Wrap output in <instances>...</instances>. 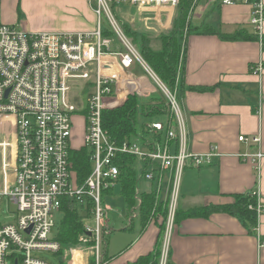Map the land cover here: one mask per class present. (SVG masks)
<instances>
[{
  "label": "built area",
  "instance_id": "obj_1",
  "mask_svg": "<svg viewBox=\"0 0 264 264\" xmlns=\"http://www.w3.org/2000/svg\"><path fill=\"white\" fill-rule=\"evenodd\" d=\"M182 1L93 0L97 21L90 31H30L5 23L0 14V124L4 126L0 127V204L4 199L17 209L12 220L0 224V264H6L8 259L13 264H48L32 252L62 251V244L51 232L66 197L76 200L83 227L75 247H66L70 258L74 250H80L82 264H106L105 237L113 229L108 219L111 208L105 199L119 183L120 161L124 156H133L141 163L142 178L156 180L157 197L163 174H170L164 234L167 240L161 245L158 264L168 263L167 241L174 222L182 172L186 166L209 165L220 154L216 148L205 153L186 150V132L176 93L141 57L123 32L117 14L124 8L128 17L159 36L173 30L174 21L181 16ZM187 1L184 36L192 24L196 6L202 1L203 10L249 6L248 23L255 36L263 41L264 0ZM105 30L111 34H105ZM135 62L161 89L170 118L166 123L149 122L139 139L132 137L118 143L111 140L103 128L102 113L121 105L122 93H127L126 84L131 81L127 69ZM250 70L260 73L264 63H254ZM71 84L91 88L82 110L83 145L89 149L91 168L81 184L70 157L73 117L78 112L68 98ZM238 140L259 142L260 138L240 135ZM174 141L177 148L173 152L170 145ZM261 156L260 152L252 155L253 160ZM257 195L256 191L258 217L264 214V200L260 201ZM141 203L136 190L134 203L124 218L126 227L140 216ZM82 245L83 249L78 248ZM262 246L259 239V247Z\"/></svg>",
  "mask_w": 264,
  "mask_h": 264
},
{
  "label": "crops",
  "instance_id": "obj_2",
  "mask_svg": "<svg viewBox=\"0 0 264 264\" xmlns=\"http://www.w3.org/2000/svg\"><path fill=\"white\" fill-rule=\"evenodd\" d=\"M94 8L93 0H0L2 20L30 31L93 30L97 21ZM216 10L219 24L211 22V25L221 32L232 33L244 29L255 35L253 27L248 23L251 13L249 6L215 7L204 12L212 17ZM117 17L119 21L122 18L127 23L136 24L138 29L147 31L140 23L128 17L124 8L119 10ZM202 24L206 23L199 25ZM149 34L154 41L153 46L158 36L152 32ZM185 39L178 72L183 86L177 97L186 132L185 147L194 153H205L216 148L220 155L209 165L184 168L176 209L228 203L233 201V195L252 190L258 192L260 201L264 200V70L260 73L250 70L252 64L264 63L262 41L258 38L230 41L212 34L192 32ZM157 45L153 47L158 48L159 41ZM141 69L144 70L137 62L127 69L131 79L129 83L134 85V89H126L127 93H122L124 96L121 104L130 93L145 98L144 102L153 96L138 78ZM203 87L210 89H199ZM119 92L122 90L119 89ZM154 116L163 118V121H155L166 123L170 118V110ZM240 135L246 138L259 136L260 140L242 142L238 140ZM170 146L174 152L177 141ZM258 152L262 156L253 160L252 155ZM169 177L168 172L163 174V180L167 182L165 195L162 200L159 197L167 204L170 198ZM116 186L118 191L114 192ZM149 192L152 190H138L140 196ZM117 193L124 202L121 180L106 198L113 199ZM117 213L122 218L123 228L130 229L133 223L126 227L124 219L129 210L123 215ZM162 221L161 216L150 219L144 228L141 227L136 238L118 253L109 256L107 249L104 250L106 264H132L139 256L152 252ZM257 222L255 232H250L238 217L224 212L179 217L173 222L170 231L167 264H264V214L257 217ZM259 239L263 242L262 247H259ZM81 257L75 255L78 261H81Z\"/></svg>",
  "mask_w": 264,
  "mask_h": 264
},
{
  "label": "trees",
  "instance_id": "obj_3",
  "mask_svg": "<svg viewBox=\"0 0 264 264\" xmlns=\"http://www.w3.org/2000/svg\"><path fill=\"white\" fill-rule=\"evenodd\" d=\"M189 2L182 1L181 16L176 21L174 29L168 33L157 37L159 47L152 46V36L147 31L138 29L136 24H130L120 18V24L125 35L131 40L138 52L148 66L154 71L158 78L179 98V90L182 89V80L178 75L180 57L184 53V41L186 36L192 33L212 34L223 40H252L257 39L255 35L249 34L244 29H238L232 33H223L213 25L206 23L199 26L189 25L186 36L183 35ZM105 34L110 35L109 30ZM264 49V37L262 41ZM182 62V61H181ZM208 90L210 88H199ZM169 112L167 104L158 95H153L146 102H140L135 93L127 95L125 101L117 108L105 110L102 113V125L108 132L111 140L122 142L137 135V118L139 114L143 116H154ZM144 125V124H143ZM145 126V125H144ZM143 126V128H144ZM70 157L77 181L81 184L88 176L91 168L89 149L81 145L71 150ZM133 156H124L120 161L121 194L127 206L134 203V195L137 189V172L130 165L133 164ZM140 220L141 227L144 228L150 219L157 216L162 217V224L159 225V234L152 252L139 256L132 264H158L161 254V238L165 229V219L167 215V203L162 202L156 192L141 194ZM215 212H224L238 217L250 232H255L258 225L256 213V190L245 194L233 195V201L222 204L210 203L204 206H194L188 209H176L174 222L179 217L208 216ZM82 215L79 213L76 200L64 198L60 215L56 222L55 239L62 245L75 247L78 235L83 231ZM169 257V256H168Z\"/></svg>",
  "mask_w": 264,
  "mask_h": 264
},
{
  "label": "rangeland",
  "instance_id": "obj_4",
  "mask_svg": "<svg viewBox=\"0 0 264 264\" xmlns=\"http://www.w3.org/2000/svg\"><path fill=\"white\" fill-rule=\"evenodd\" d=\"M202 8H203V3L201 1L195 8V12H194L195 16H194V19L192 20L193 26L197 24L199 25L201 23H210V24L214 23L215 25L219 24L218 10H216V13L213 14V16L211 17L210 16L211 14H206V12H204L205 10H203ZM157 43L158 41H155V45L153 46L154 47L158 46ZM138 78L141 80V82H143L145 86H147L145 87V89L147 91L148 89L151 91V95H158L166 102V99L161 89H159V87L155 83V80L151 77V75L148 72L141 69V72ZM90 91H91V88L88 86H80L79 84H71L70 90L68 92V98L70 102L78 109V112H76L73 117L74 127H73V132H72L71 145L74 148L83 145L85 127H84V114L82 110L86 105V98L88 97L87 95ZM139 99H140V102L145 101V98L143 97H139ZM155 120L163 121V118L161 116H143L142 114H139L137 118V135L134 137V139H139V136L143 134L142 129H143L144 123H148L149 121H155ZM7 126L9 127L8 124ZM0 127H4V126L0 124ZM141 168H142L141 163L135 159L134 169L137 172V187H138L139 192H147L151 190L155 192V190H157L156 180L151 181V180L142 178L141 173H140ZM166 183L167 182L165 181L163 182L161 192L158 195V198L160 197L161 200L163 199V196L165 195ZM117 191H118V186H116L114 189V192H117ZM106 203L110 205L111 208L113 209L108 212L109 224L113 230L111 231L109 235L105 237V242H106L105 250L107 249L108 255L112 256L114 255V253L116 254L121 249L127 247L130 244L131 240H134L136 238V236L141 230V225H140L141 220H140V217H138L137 219L135 218L133 220V225H132L133 228L132 227L130 229L123 228L124 223L122 221V218L117 215L118 214L117 212H120L123 215L127 212V209L129 210L125 201L123 202L121 196L119 195V193H117L115 198L113 199L106 198ZM16 211L17 209L15 205L3 199V201L0 204V224L6 223L12 220L16 216ZM58 218L59 216L57 217V220ZM164 232H165V229H164ZM55 233H56V225L52 229L51 234L55 236ZM164 234L165 233H163V235ZM163 235L161 238V245L162 243H165L167 240V239L165 240L166 236L165 235L163 236ZM169 238L167 241L168 248H169ZM62 247L63 249L59 253H53V252L44 251V250H35L32 253L35 255L41 256L44 260L47 261L48 264H70L71 258H70L69 252L66 246L62 245ZM78 248L83 249L84 246L83 245L78 246ZM6 264H13V263L11 262V260L8 259Z\"/></svg>",
  "mask_w": 264,
  "mask_h": 264
},
{
  "label": "bare ground",
  "instance_id": "obj_5",
  "mask_svg": "<svg viewBox=\"0 0 264 264\" xmlns=\"http://www.w3.org/2000/svg\"><path fill=\"white\" fill-rule=\"evenodd\" d=\"M78 255V257H79V255H80V257L83 255V253H82V251H80V250H74L73 251V258L71 259V264H81L80 262L81 261H78L76 258H75V255ZM81 259H82V257H81Z\"/></svg>",
  "mask_w": 264,
  "mask_h": 264
},
{
  "label": "water",
  "instance_id": "obj_6",
  "mask_svg": "<svg viewBox=\"0 0 264 264\" xmlns=\"http://www.w3.org/2000/svg\"><path fill=\"white\" fill-rule=\"evenodd\" d=\"M126 89H127L128 91H132V90L134 89V85L131 84V83H129V84L126 85ZM15 264H17V263H15Z\"/></svg>",
  "mask_w": 264,
  "mask_h": 264
}]
</instances>
